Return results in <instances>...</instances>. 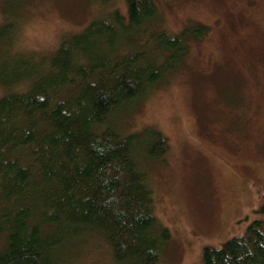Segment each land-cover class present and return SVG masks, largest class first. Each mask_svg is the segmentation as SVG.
<instances>
[{"label": "trees", "instance_id": "trees-1", "mask_svg": "<svg viewBox=\"0 0 264 264\" xmlns=\"http://www.w3.org/2000/svg\"><path fill=\"white\" fill-rule=\"evenodd\" d=\"M127 8V17L94 20L43 57L12 49L0 58V264H99L83 260L92 243L118 264H161L171 232L157 219L148 168L169 141L154 128L127 131L117 117L208 28L151 31L154 0H127ZM6 19L1 41L19 27ZM138 31H148L149 50L133 49ZM202 264H264V218L205 248Z\"/></svg>", "mask_w": 264, "mask_h": 264}, {"label": "rangeland", "instance_id": "rangeland-1", "mask_svg": "<svg viewBox=\"0 0 264 264\" xmlns=\"http://www.w3.org/2000/svg\"><path fill=\"white\" fill-rule=\"evenodd\" d=\"M154 1L151 31L208 30L188 37L187 54L116 117L127 131L154 128L169 141L148 168L157 219L171 232L161 264H202L205 248H221L264 218V0ZM115 11L127 17V0H0V25L7 16L19 22L11 41L0 40V58L12 49L43 57ZM133 36V49L149 50L148 31ZM98 247L89 245L83 260L118 264Z\"/></svg>", "mask_w": 264, "mask_h": 264}, {"label": "bare ground", "instance_id": "bare-ground-1", "mask_svg": "<svg viewBox=\"0 0 264 264\" xmlns=\"http://www.w3.org/2000/svg\"><path fill=\"white\" fill-rule=\"evenodd\" d=\"M55 233V232H54Z\"/></svg>", "mask_w": 264, "mask_h": 264}]
</instances>
